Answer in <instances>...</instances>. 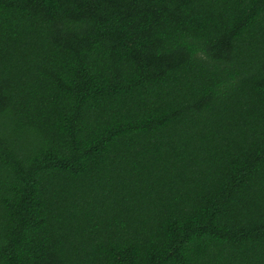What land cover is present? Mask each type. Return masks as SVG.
<instances>
[{"label": "trees", "instance_id": "1", "mask_svg": "<svg viewBox=\"0 0 264 264\" xmlns=\"http://www.w3.org/2000/svg\"><path fill=\"white\" fill-rule=\"evenodd\" d=\"M0 264H264V0H0Z\"/></svg>", "mask_w": 264, "mask_h": 264}]
</instances>
